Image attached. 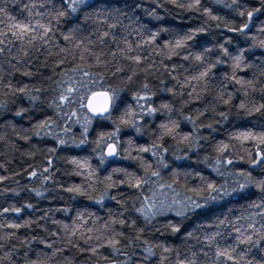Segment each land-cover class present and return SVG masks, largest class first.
<instances>
[{
  "label": "rangeland",
  "instance_id": "1",
  "mask_svg": "<svg viewBox=\"0 0 264 264\" xmlns=\"http://www.w3.org/2000/svg\"><path fill=\"white\" fill-rule=\"evenodd\" d=\"M95 1L98 0H86L78 6L76 17ZM124 1L153 24L155 42L164 48L162 57H153L142 64L138 75L128 86L122 79L105 81L100 70L93 69L85 70L83 74L80 72L82 77L78 78L85 79V82L78 83L77 79L66 78L54 85L45 83L42 73L21 72L16 75L15 88H0V118L15 117L21 123L30 120L37 122L28 130L26 147L13 155L9 181L6 183L9 192L0 196V208L30 218L6 244L14 264H30L34 244L40 237H51L57 217L65 212L62 208L70 202L59 190L69 176L63 152L68 147H89L100 161H107L109 158L105 154V147L108 142L114 141L118 154L113 159L127 165L138 161L130 146L134 138L156 140L167 148L163 157L156 158L142 170L140 175L146 183L132 190L124 203L126 225L133 232L128 230L127 234H123L119 231L105 245L106 259L115 264H166L164 240L178 243L183 239L188 241L191 228L194 230L199 223L221 210V199L242 189L258 193L264 190V184L260 183L264 182V143L246 151L237 145L223 143L218 138L221 131L237 122L247 126L254 123L264 125V111L260 115H252L235 108L225 118L221 113L214 112L207 118L197 119L191 114L190 105L189 110L184 108V104H191L190 99L183 86L175 88V72L171 67L173 62L182 66L183 51L195 46H208L212 50L214 64L220 70L226 64L224 50L227 51L235 43L243 45L247 59L264 63V47L261 46L264 41V2ZM249 12H252L251 16ZM203 17L206 20L204 25L199 20ZM176 32L180 38L183 35H191L192 38L183 42L181 39L173 41L172 35ZM96 89L109 90L114 103L109 112L111 115L108 113L100 117L108 122L107 131L100 135L98 141L89 142V127L94 119L86 106L81 105H86L88 97L85 99V94ZM123 96L133 104L132 114L128 118L121 115L117 106ZM170 104H174L171 111L188 130L186 139L171 138L162 130L156 135L154 128L169 114L165 106ZM256 117L261 119L257 120ZM137 128L140 130L137 131ZM110 134H114L111 139L108 138ZM159 137H162L161 140ZM196 167L202 169L197 173L201 178L199 186L189 182V175L183 172L184 169L185 172H192ZM37 170L49 174L48 183L42 188L33 189L25 176H33ZM259 177L263 180L260 181ZM213 187L216 191H213ZM36 190L42 195L37 196ZM194 244H198V241ZM198 245L201 246L200 243ZM221 247L228 250L225 243H221ZM250 247L263 254L262 236L252 240ZM202 253L199 251L198 254ZM191 258L186 254L174 261L175 264H191L188 261ZM234 258L232 255L226 257L228 260Z\"/></svg>",
  "mask_w": 264,
  "mask_h": 264
},
{
  "label": "trees",
  "instance_id": "2",
  "mask_svg": "<svg viewBox=\"0 0 264 264\" xmlns=\"http://www.w3.org/2000/svg\"><path fill=\"white\" fill-rule=\"evenodd\" d=\"M76 15L71 0H0V88H15L16 75L21 72L42 73L45 83L54 85L66 78L85 82L78 77L93 69L100 70L105 81L122 79L128 86L142 64L164 55L163 46L155 42L153 24L124 0H98ZM199 20L206 23L204 17ZM172 36L173 41L180 39L177 32ZM181 57L182 66L177 62L171 66L175 88L183 86L187 91L191 104H184V108L189 110L191 106V114L197 119L214 112L225 118L235 108L252 115L263 113L264 63L247 59L242 44L227 49L226 64L220 70L208 46L185 50ZM173 105L167 106L169 114L154 129L157 136L162 130L171 138L183 140L188 130L171 111ZM117 106L123 117L131 116L133 104L126 96ZM91 117L94 122L88 139L96 142L107 131L108 122ZM35 124L36 120L21 123L15 117L0 118V196L9 192L6 183L13 155L26 147L28 130ZM262 134L264 125L237 122L221 131L218 138L250 151L262 143L258 139ZM131 144L138 159L133 165L115 159L100 161L89 147L63 151L69 176L59 190L70 202H65V212L57 217L51 237H40L34 244L30 264H115L106 259L105 245L119 231L133 232L126 225L124 203L132 190L146 183L140 175L142 170L167 153L166 146L156 140L134 138ZM194 169L183 172L189 175V182L199 186L197 173L202 169ZM48 176L46 171L37 170L25 179L31 188L38 189L48 183ZM76 188L80 191H70ZM221 203L220 211L188 231V241L164 240L166 264H175L177 257L186 254L192 257L188 259L191 264H264V253L250 247L258 236L264 241V190L242 189L221 199ZM29 221L27 216L0 208V264H14L6 244ZM196 240L205 248L194 244ZM228 255L235 258L228 260Z\"/></svg>",
  "mask_w": 264,
  "mask_h": 264
},
{
  "label": "snow or ice",
  "instance_id": "3",
  "mask_svg": "<svg viewBox=\"0 0 264 264\" xmlns=\"http://www.w3.org/2000/svg\"><path fill=\"white\" fill-rule=\"evenodd\" d=\"M85 2H86V0H71L72 10L76 11L77 6L80 4H84ZM197 2H198V0H197ZM262 2H264V0H262ZM257 11H259V9H257ZM63 14L64 13H60V15H63ZM241 14L243 15V13H241ZM248 15L251 16L252 12H249ZM21 27H23V26H21ZM245 27H247V25H245ZM23 30L27 31L26 28H24ZM177 46H179V44ZM203 75H206V74L202 73V76ZM65 99H66V97H65ZM98 99H99V102H98ZM111 103H112V97L111 96H109L107 93H102V94L98 93L92 97L91 103H88L87 105L82 104L81 106L82 107L87 106L94 113L103 116L106 112H108L109 107L111 106ZM150 111H153V110L150 109ZM163 127L167 128L166 125ZM112 135H114V134H110L108 138L111 139ZM258 139H260V141L262 143H264V136H260V137H258ZM108 148H109V150L107 152V155H109V156L117 155V150L115 148V145H109ZM141 151H150V149H141ZM262 159H264V157H262ZM229 163H231V161H229ZM255 163H259V161H255ZM153 175H158V173H153ZM245 183H249V181H245ZM261 183L264 184V182H261ZM70 191L79 192L80 189L79 188L70 189ZM213 191H216V189L214 187H213ZM194 206L199 207V205H194ZM148 251L151 252V249H149Z\"/></svg>",
  "mask_w": 264,
  "mask_h": 264
},
{
  "label": "water",
  "instance_id": "4",
  "mask_svg": "<svg viewBox=\"0 0 264 264\" xmlns=\"http://www.w3.org/2000/svg\"><path fill=\"white\" fill-rule=\"evenodd\" d=\"M98 93H100V94H102V93H107L109 96L112 97V103H111V106L109 107L108 112H106V113L103 115V116H105V115H107V114L110 112V110H111V108H112V106H113V96H112V94H111V92H110L109 90H107V89H96L95 91L91 92L90 95H89L88 98H87L86 105H87L88 103H91V101H92V97H93L94 95L98 94ZM98 102H99V99H98ZM86 108H87L88 112H89L92 116H95V117H101V115H98V114L94 113L93 111H91L89 107L86 106ZM109 145H115V148H116V150H117V154H118L117 144H116V142H114V141H110V142H108V144H107L106 147H105V154H106L107 158H109V159H113V158H115L117 155H115V156H109V155H107V152H108V150H109V148H108Z\"/></svg>",
  "mask_w": 264,
  "mask_h": 264
},
{
  "label": "clouds",
  "instance_id": "5",
  "mask_svg": "<svg viewBox=\"0 0 264 264\" xmlns=\"http://www.w3.org/2000/svg\"><path fill=\"white\" fill-rule=\"evenodd\" d=\"M233 2H235V0H233ZM200 31H203V29H200ZM192 37H191V35H187V36H184V37H182V38H180L181 39V41L183 42V41H186V40H189V39H191ZM261 46L262 47H264V41H262L261 42ZM223 46L221 45V48H222ZM224 52H225V54H227V51L226 50H224ZM241 55H242V53H241ZM201 57H196V59H200ZM165 107H167V106H165ZM109 116L111 115V113H109L108 114ZM103 118V117H102ZM140 129L139 128H137V131H139ZM36 195L37 196H40V195H42V193L39 191V190H36Z\"/></svg>",
  "mask_w": 264,
  "mask_h": 264
}]
</instances>
